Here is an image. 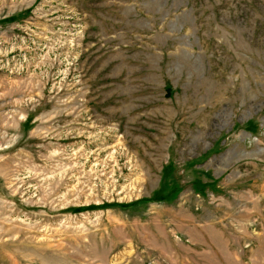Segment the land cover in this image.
Instances as JSON below:
<instances>
[{"label":"rangeland","instance_id":"1","mask_svg":"<svg viewBox=\"0 0 264 264\" xmlns=\"http://www.w3.org/2000/svg\"><path fill=\"white\" fill-rule=\"evenodd\" d=\"M0 264H264V0H0Z\"/></svg>","mask_w":264,"mask_h":264}]
</instances>
